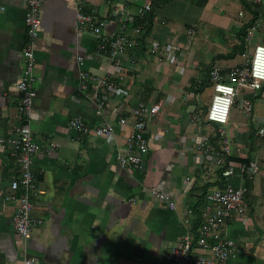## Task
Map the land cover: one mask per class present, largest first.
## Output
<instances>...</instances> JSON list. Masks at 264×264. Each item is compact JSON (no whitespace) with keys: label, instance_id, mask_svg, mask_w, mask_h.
Returning a JSON list of instances; mask_svg holds the SVG:
<instances>
[{"label":"crops","instance_id":"crops-1","mask_svg":"<svg viewBox=\"0 0 264 264\" xmlns=\"http://www.w3.org/2000/svg\"><path fill=\"white\" fill-rule=\"evenodd\" d=\"M77 4L105 20V33L116 31L121 13L130 15L136 7L133 0H43L30 121L33 139L40 145L32 157L37 184L30 216L42 224L33 228L26 243L15 235L11 218L16 203L4 197L13 193L9 183L18 167L12 148L0 143V264H23L25 258L34 264H168L165 255L182 235L189 230L194 237V218L187 229L178 216L186 207L196 215L194 209L205 203L203 195L220 187L218 165L200 145L205 142L218 150L215 132L221 127L193 123L191 116L209 104L202 99L210 87L209 68L228 71L243 63L239 50L230 57L240 45L237 33L242 25L251 18L258 24L245 53L252 42L264 43V0L252 11L241 0H171L154 9L144 43L128 32L140 43L129 52L137 66L119 80L121 92L107 96L102 117L79 93L78 73L113 72L116 77L118 71L99 53L95 35L77 30ZM24 16L23 0H0V139L12 136L20 122L16 85L26 41ZM157 45L166 48L162 58L149 54ZM76 56L83 58L81 64ZM196 81L206 85L202 93L200 87L190 88ZM245 94L252 111L243 114L238 102L239 113L234 107L224 130L231 157L254 161L258 171L251 179L237 173L229 180L247 189L248 221L246 226L239 221L226 224L225 232L238 249L225 264H264V138L256 135L264 123V85L260 92ZM159 101L161 111L148 124L149 149L141 167H121L115 155L132 122L118 126L119 117L140 102ZM74 118L91 128L106 121L114 126V138L77 133L68 125ZM50 143L57 147L47 151ZM152 188L171 195L176 211L157 201Z\"/></svg>","mask_w":264,"mask_h":264},{"label":"built area","instance_id":"built-area-1","mask_svg":"<svg viewBox=\"0 0 264 264\" xmlns=\"http://www.w3.org/2000/svg\"><path fill=\"white\" fill-rule=\"evenodd\" d=\"M136 9L132 14L121 13L118 28L111 33H105L106 22L95 16L93 11L85 10L82 5H75V26L79 31H90L97 38V48L104 56L110 66L116 69L117 76L112 77L113 72L107 75L96 76L85 71L78 73V91L87 98L95 107V113L103 116V111L108 105L107 96L119 94V80H122L127 72L136 69L135 61L130 55V51L139 46V41L129 37L128 32L139 36L138 28L132 29L134 16L143 17L146 13L153 11V0H133ZM254 5L263 4V0H249ZM25 4L24 23L26 28V41L21 52L22 69L16 89L19 93L17 113L19 125L14 128L13 135L0 139V143L12 148L15 161L18 167L17 174L12 176L9 187L13 193L4 197L5 201L16 203V207L11 218L12 228L15 235L22 243L31 239L34 227L41 225V219H34L30 216L32 208L31 197L35 193L37 177L32 171V157L40 151V145L33 139L30 129V121L33 116V101L36 96L35 91V43L41 30L40 12L43 0H23ZM241 15V13H240ZM256 26L247 31L246 42H249L256 31ZM191 34V31H187ZM166 48L158 45L149 49V54L162 58ZM244 62L228 71H223L217 66H211L207 75V83L213 89L206 112L203 110L195 112L191 116V122L207 123L218 125L220 128L215 132L218 139L219 148L213 151L206 143L200 145L204 155H212L216 165L221 166L225 158L231 156L230 140L225 133L224 127L228 124L229 115L233 106L237 104V98L241 94L242 99L239 104L243 114L252 111V103L247 98L246 92L254 93L260 90L264 84V43L255 44L252 54L248 52L242 55ZM78 64L83 58L76 56ZM200 81L191 84V89H198ZM125 94V93H123ZM190 93H187L185 100H188ZM161 102L147 105L138 103L134 108H130L126 115H121L118 119V126H126L131 120V130L125 138L122 150L115 155L117 163L121 167L140 168L142 157L148 152L149 141L147 129L149 122L161 111ZM69 128L81 134L93 133L95 136L105 140L114 138V126L106 121L91 128L80 118L71 119ZM223 127V128H222ZM256 135L264 138V123L257 131ZM57 145L50 143L47 151L56 148ZM258 166L254 161L248 163L230 162L221 175L225 181L223 188H217L206 194L205 203L200 209L199 216L191 208L186 207L184 212L178 216V221L182 227L188 229L191 226V219L199 222L197 237L194 238L189 230L181 237L178 243L174 244L165 255L168 264H225L232 258L238 247L235 241L229 238L225 232L228 222L239 221L246 226L247 204L244 186H233L229 183L230 178L237 173L240 177L247 176L251 179L257 174ZM189 183V178L186 179ZM150 194L159 202L165 203L169 210L175 212V199L168 194L161 193L156 189H150ZM23 264H34L32 259L25 258Z\"/></svg>","mask_w":264,"mask_h":264},{"label":"trees","instance_id":"trees-1","mask_svg":"<svg viewBox=\"0 0 264 264\" xmlns=\"http://www.w3.org/2000/svg\"><path fill=\"white\" fill-rule=\"evenodd\" d=\"M171 0H153L152 2V9H156L162 5H165L167 3H169ZM242 1V4L243 6L245 7L246 10H250L252 11V9L258 5H254L252 4L249 0H241ZM136 7L134 8V11H135ZM153 19H154V16H153V11L150 12V13H146L143 17H138V16H134L133 20H132V29L133 28H138L139 31H140V35H139V41H141L142 43H144L145 39H146V36L149 34V31H150V28L153 24ZM257 20L255 18H251L250 21L246 22L244 25H242L241 27V30H239V32L237 33V40L239 41L240 45L238 47H236L231 56L230 57H233L234 56V53L236 51H240L238 54H240V56H242L244 53H245V47H246V36H247V31L256 25V22ZM206 84V83H205ZM208 84V83H207ZM263 85L261 86L260 90L257 91V92H260L263 88ZM206 85L204 84H201L200 85V88L198 90V92H203V89L205 88ZM206 112V110H203V114ZM230 162H233V163H248L246 162L245 160H237V159H234L233 157H227L225 158V161L223 162V164L221 166H218V171H217V175L219 176V183H220V187L218 188H223L224 185H225V181L221 175L222 171L225 170L227 168V165L230 163ZM243 177L246 179L247 176L246 175H243ZM203 201H205V198H206V195H203L202 197ZM201 200V201H202ZM196 210V215L195 217H198L199 216V212L200 210H198V207L196 209H194V211ZM198 226H199V222H198V218H197V222H195L194 224V227H193V234H194V238L197 237L198 233H197V230H198Z\"/></svg>","mask_w":264,"mask_h":264},{"label":"rangeland","instance_id":"rangeland-1","mask_svg":"<svg viewBox=\"0 0 264 264\" xmlns=\"http://www.w3.org/2000/svg\"><path fill=\"white\" fill-rule=\"evenodd\" d=\"M257 27H258V24H257V26H256V31L254 32V34H257V29H258ZM254 34H253V35H254ZM255 44H256V43L252 42V45L250 46V48H249V52H248L249 55L252 54L253 47H254ZM243 62H244V60H243ZM203 91H204V90H203ZM212 94H213V89H212L211 87H209V89L206 90L205 93H203V98H202V99L205 100V102H206L207 99H208V101L210 102V98H211ZM241 98H242V95L240 94V95L238 96V98H237V100H238L237 103L239 102V104H240V102H241ZM203 102H204V101H202L201 104H203ZM209 102H208V103H209ZM208 105H209V104H208ZM236 106H238V105L236 104ZM236 106H233V107H232L231 112H232V110H233L234 107L238 110V108H237ZM202 107H203V105H202ZM207 107H208V106H207ZM202 110H203V109H202ZM231 112H230L229 117H230L231 114H232ZM237 112L239 113V110H238ZM238 113H237V114H238ZM240 115H241V114H240ZM242 115H243V114H242ZM244 116H245V115H244Z\"/></svg>","mask_w":264,"mask_h":264}]
</instances>
